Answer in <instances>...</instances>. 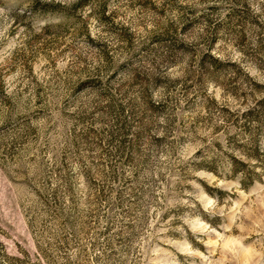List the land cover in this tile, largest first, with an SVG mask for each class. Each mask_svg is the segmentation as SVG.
Returning <instances> with one entry per match:
<instances>
[{"label": "rangeland", "instance_id": "obj_1", "mask_svg": "<svg viewBox=\"0 0 264 264\" xmlns=\"http://www.w3.org/2000/svg\"><path fill=\"white\" fill-rule=\"evenodd\" d=\"M0 264H264V0H0Z\"/></svg>", "mask_w": 264, "mask_h": 264}]
</instances>
